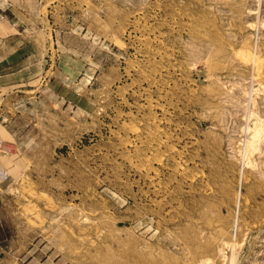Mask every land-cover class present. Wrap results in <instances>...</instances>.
Here are the masks:
<instances>
[{
	"label": "rangeland",
	"instance_id": "374dc122",
	"mask_svg": "<svg viewBox=\"0 0 264 264\" xmlns=\"http://www.w3.org/2000/svg\"><path fill=\"white\" fill-rule=\"evenodd\" d=\"M7 12L40 63L0 80V264H264V0Z\"/></svg>",
	"mask_w": 264,
	"mask_h": 264
},
{
	"label": "crops",
	"instance_id": "0c3cea01",
	"mask_svg": "<svg viewBox=\"0 0 264 264\" xmlns=\"http://www.w3.org/2000/svg\"><path fill=\"white\" fill-rule=\"evenodd\" d=\"M4 17L6 19H10L9 17H11V12H7L0 18V34L2 35H0V51H2L0 53V56L1 54L3 55L0 61V80L3 77L2 75L8 74L9 76H12V73H15V71L20 74H24V71L27 69L28 64H31V66L33 67L37 66L40 63V57H38L39 51L37 50L38 48H32V51H29V48L25 44L19 45V47H16L14 50L11 49V46L9 47V45L11 44L10 42H16L18 40H21L22 38L17 37L19 35L16 36L15 33L11 32V30L13 29L18 32V34H20L21 29L17 28L15 25H12L10 23V20L7 21ZM36 17L38 16L36 15ZM39 19H41V15H39ZM26 30L28 31L30 29L26 28ZM3 79L6 78L4 77ZM8 80H11V78H8L7 81ZM7 81L0 82V84L4 85L7 83Z\"/></svg>",
	"mask_w": 264,
	"mask_h": 264
},
{
	"label": "bare ground",
	"instance_id": "6f19581e",
	"mask_svg": "<svg viewBox=\"0 0 264 264\" xmlns=\"http://www.w3.org/2000/svg\"><path fill=\"white\" fill-rule=\"evenodd\" d=\"M43 15V14H42ZM261 86V85H260ZM264 88V85H263ZM258 90V89H257ZM254 91V90H253ZM251 115H256L255 114V109H254V104L252 105L251 109ZM249 114V113H248ZM250 115V114H249ZM250 117V116H249ZM255 120V119H254ZM263 119L260 120V118L258 117V115H256V121H254V123H252L253 127L252 128H248V131H250V137L244 141L243 144V158L247 161L248 160V156L256 150H257V145L259 142V138L261 137V131H262V127H263ZM246 129V128H245ZM251 129V130H249ZM263 132V131H262ZM0 148H1V144H0ZM261 149V148H260ZM242 150V149H241ZM253 155V154H252ZM242 157V156H241ZM248 164V163H247ZM5 174L2 173V170H0V179H2V177ZM233 252V250H232ZM236 260V259H235ZM230 264H234V254L232 253L231 257H230Z\"/></svg>",
	"mask_w": 264,
	"mask_h": 264
}]
</instances>
